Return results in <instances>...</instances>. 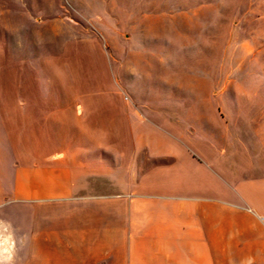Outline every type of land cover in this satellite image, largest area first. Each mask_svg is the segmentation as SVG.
Returning a JSON list of instances; mask_svg holds the SVG:
<instances>
[{"label":"crops","instance_id":"1","mask_svg":"<svg viewBox=\"0 0 264 264\" xmlns=\"http://www.w3.org/2000/svg\"><path fill=\"white\" fill-rule=\"evenodd\" d=\"M150 109L116 88L0 90V264H264L262 146L225 140L224 107L216 135L182 139L165 113L197 119Z\"/></svg>","mask_w":264,"mask_h":264},{"label":"rangeland","instance_id":"2","mask_svg":"<svg viewBox=\"0 0 264 264\" xmlns=\"http://www.w3.org/2000/svg\"><path fill=\"white\" fill-rule=\"evenodd\" d=\"M47 85L177 108L199 122L165 113L178 139L216 135L224 107L225 140L264 149V0H0V90Z\"/></svg>","mask_w":264,"mask_h":264}]
</instances>
